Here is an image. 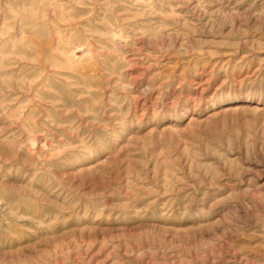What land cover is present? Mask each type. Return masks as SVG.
<instances>
[{
    "label": "rangeland",
    "instance_id": "rangeland-1",
    "mask_svg": "<svg viewBox=\"0 0 264 264\" xmlns=\"http://www.w3.org/2000/svg\"><path fill=\"white\" fill-rule=\"evenodd\" d=\"M0 264H264V0H0Z\"/></svg>",
    "mask_w": 264,
    "mask_h": 264
}]
</instances>
